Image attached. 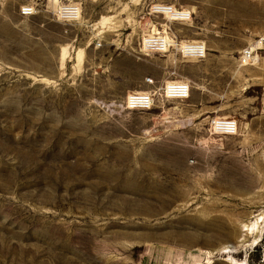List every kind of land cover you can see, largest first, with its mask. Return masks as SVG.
Here are the masks:
<instances>
[{
    "label": "rangeland",
    "instance_id": "1",
    "mask_svg": "<svg viewBox=\"0 0 264 264\" xmlns=\"http://www.w3.org/2000/svg\"><path fill=\"white\" fill-rule=\"evenodd\" d=\"M156 35L172 46L147 49ZM134 92L153 105L128 108ZM229 261L264 264V0H0V264Z\"/></svg>",
    "mask_w": 264,
    "mask_h": 264
},
{
    "label": "built area",
    "instance_id": "2",
    "mask_svg": "<svg viewBox=\"0 0 264 264\" xmlns=\"http://www.w3.org/2000/svg\"><path fill=\"white\" fill-rule=\"evenodd\" d=\"M154 16L165 18L168 21L189 22L192 19V11L183 8H177L175 5L165 3H156L151 7ZM35 5L26 3L20 7V14L23 16H31L35 14ZM79 10L76 3L62 2L57 8V18L67 22H74L79 19ZM164 36H149L145 40V46L149 50L164 51ZM169 46H167L168 48ZM179 51L188 58L200 59L205 56L206 47L203 43L186 42L184 47L178 46ZM253 49L243 50L240 61L247 64L252 61ZM150 82H152L150 80ZM163 95L167 98L185 100L190 96V85L186 81H170L161 88ZM125 105L130 109H149L153 105V96L150 92H134L127 96ZM209 124L213 130L219 135H234L237 133V122L233 118H214Z\"/></svg>",
    "mask_w": 264,
    "mask_h": 264
},
{
    "label": "bare ground",
    "instance_id": "3",
    "mask_svg": "<svg viewBox=\"0 0 264 264\" xmlns=\"http://www.w3.org/2000/svg\"><path fill=\"white\" fill-rule=\"evenodd\" d=\"M165 40L167 41V43H165V49H164V51H166L167 50V46H172V43H171V41L169 40V38L168 37H165ZM190 43H197L196 41H191ZM185 44H186V42L185 43H182L181 44V47H184L185 46ZM63 49V48H62ZM63 51V50H62ZM61 56V55H60ZM64 56V55H63ZM63 58V57H62ZM64 60V59H63ZM257 223V222H256ZM246 229V228H245ZM230 262V264H236L235 262L233 263V261H229Z\"/></svg>",
    "mask_w": 264,
    "mask_h": 264
},
{
    "label": "crops",
    "instance_id": "4",
    "mask_svg": "<svg viewBox=\"0 0 264 264\" xmlns=\"http://www.w3.org/2000/svg\"><path fill=\"white\" fill-rule=\"evenodd\" d=\"M258 43H259V42H257L256 44H258ZM254 47H255V46H253V48H254ZM253 48H252V49H253Z\"/></svg>",
    "mask_w": 264,
    "mask_h": 264
}]
</instances>
